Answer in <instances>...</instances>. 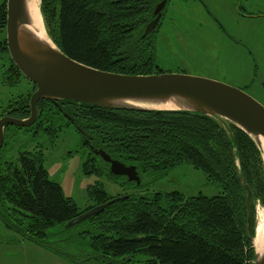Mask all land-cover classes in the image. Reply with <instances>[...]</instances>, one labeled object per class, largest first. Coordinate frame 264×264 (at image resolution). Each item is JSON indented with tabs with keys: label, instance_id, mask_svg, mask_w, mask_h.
<instances>
[{
	"label": "trees",
	"instance_id": "obj_1",
	"mask_svg": "<svg viewBox=\"0 0 264 264\" xmlns=\"http://www.w3.org/2000/svg\"><path fill=\"white\" fill-rule=\"evenodd\" d=\"M159 1L41 0V11L48 34L73 59L118 73L150 74L169 71L156 64V39L147 40L144 35ZM6 24L4 0L0 26L6 29ZM1 42L0 51L9 52L6 38ZM12 66L23 75L14 62ZM4 115L29 116L30 98L16 108L10 105ZM62 119L75 127L92 162H97L86 161V173L94 169L115 180L120 177L92 146L136 165L141 183L125 177L133 187L142 186L146 176L164 177L184 162L221 187L214 195L187 196L180 190L129 192V197L102 213L66 226L85 225L76 232L90 250L85 259L95 258L102 264H254L255 207L257 202L264 205V157L244 130L187 110L109 109L72 100L39 102L40 125L51 126ZM43 158L40 148L21 151L8 174L0 162V216L46 245L52 236L50 228L65 226L93 206L80 210L62 185L49 177ZM90 192L98 204L111 199L98 183Z\"/></svg>",
	"mask_w": 264,
	"mask_h": 264
},
{
	"label": "rangeland",
	"instance_id": "obj_2",
	"mask_svg": "<svg viewBox=\"0 0 264 264\" xmlns=\"http://www.w3.org/2000/svg\"><path fill=\"white\" fill-rule=\"evenodd\" d=\"M3 1L0 0V4ZM206 1L210 2L214 14L226 29L242 44L223 34L200 2L170 0L159 31L153 33L156 64L163 70L203 76L242 88L251 83V90L247 92L264 104V18L240 15L238 0ZM4 38L6 29L0 26V44ZM12 62L8 51H0V116L10 105L12 108L21 105L36 88L33 82L14 69ZM39 148L43 150L49 177L62 185L64 194L72 198L80 210L98 204L99 200L90 192L97 183L109 198L139 189L180 190L187 196L199 192L214 195L221 191L218 183L208 181L202 170L187 162L175 166L164 177L146 176L139 187L125 182L126 178L122 176L115 180L104 171L98 173L93 169L86 173L84 163L91 160L90 165H96L97 162H92L80 134L66 119L51 126L47 123L42 126L38 120L34 126L6 127L0 151L5 173L17 165L21 151L35 152ZM261 208L264 205L257 202L256 227ZM11 222L0 216V264H102L95 258L85 259L90 250L81 244L76 233L84 224L78 228L55 225L50 228L52 236L44 245L25 236ZM121 232L127 234L125 230Z\"/></svg>",
	"mask_w": 264,
	"mask_h": 264
},
{
	"label": "water",
	"instance_id": "obj_3",
	"mask_svg": "<svg viewBox=\"0 0 264 264\" xmlns=\"http://www.w3.org/2000/svg\"><path fill=\"white\" fill-rule=\"evenodd\" d=\"M166 3L167 0H162L157 4L154 18L147 24L145 34L159 25ZM33 22L27 0H7V47L13 62L36 88L30 97L29 116L20 118L4 115L0 118V151L5 141L6 126L27 127L34 124L39 117L41 100H72L109 109L200 112L216 117L228 126L234 123L240 127L254 139L264 157V104L244 89L185 72L125 74L100 69L67 55L48 34L44 18L46 35L51 42L30 28ZM171 101L179 105L175 108L147 106ZM68 117L73 120L71 116ZM89 147L110 164L113 174L141 183L136 165L115 159L104 149ZM243 183L250 193L252 190L249 185L245 180ZM129 196L124 194L95 205L73 218L66 226L84 222L102 213L110 204ZM254 247V264H264V249L259 252L255 244Z\"/></svg>",
	"mask_w": 264,
	"mask_h": 264
},
{
	"label": "flooded vegetation",
	"instance_id": "obj_4",
	"mask_svg": "<svg viewBox=\"0 0 264 264\" xmlns=\"http://www.w3.org/2000/svg\"><path fill=\"white\" fill-rule=\"evenodd\" d=\"M161 1L162 0H160L159 2H161ZM169 1L170 0H167L166 6H165V8L163 10V17H162L159 25L153 31H151L148 34H145V30H144V35H147V37H146L147 40H150L151 36L153 37V33L154 32L159 31V27L161 26L162 21L165 18V11L167 9ZM184 1H188V0H184ZM196 1L200 2L202 4V6H204L206 11L218 23V25H219L220 29L222 30L223 34H225L226 36H228L230 39L234 40L235 42H239L240 44H242L241 41H239L237 38L232 36V34L228 31V29H226V27L222 23V21H220V19L216 17V15L214 14L213 9L210 6V2L209 1H206V0H196ZM237 10L240 13V15H242L244 17H250V18L263 17L264 18V0H244V1L238 0ZM251 87H252V84L250 83V84L245 85V87H243V88L240 87V88L244 89L245 91H248V90H251Z\"/></svg>",
	"mask_w": 264,
	"mask_h": 264
},
{
	"label": "bare ground",
	"instance_id": "obj_5",
	"mask_svg": "<svg viewBox=\"0 0 264 264\" xmlns=\"http://www.w3.org/2000/svg\"><path fill=\"white\" fill-rule=\"evenodd\" d=\"M28 2V8L31 13V17L33 18V25L30 26L32 30H34L38 36H41L44 39H47L51 42V40L48 39L44 27V22L40 10V0H27ZM179 104H176L175 102L171 101L163 105H147V106H154V107H160V108H175ZM264 143V139H263ZM258 226H257V235L255 237V246L257 247L258 251L261 252L264 249V208H261L258 212Z\"/></svg>",
	"mask_w": 264,
	"mask_h": 264
}]
</instances>
